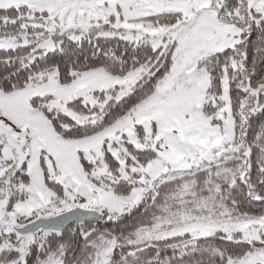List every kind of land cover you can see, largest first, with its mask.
I'll list each match as a JSON object with an SVG mask.
<instances>
[{"label": "snow or ice", "instance_id": "6c2138e0", "mask_svg": "<svg viewBox=\"0 0 264 264\" xmlns=\"http://www.w3.org/2000/svg\"><path fill=\"white\" fill-rule=\"evenodd\" d=\"M257 117L264 0H0V264H264Z\"/></svg>", "mask_w": 264, "mask_h": 264}, {"label": "trees", "instance_id": "16d2710c", "mask_svg": "<svg viewBox=\"0 0 264 264\" xmlns=\"http://www.w3.org/2000/svg\"><path fill=\"white\" fill-rule=\"evenodd\" d=\"M257 39H258V37H256V36L253 37L254 43L256 42ZM110 46H114V44L110 45ZM261 123H264V118L257 117L254 121V128L259 129ZM251 208H252L253 212L258 213L261 211V209H264V204H261L260 202H256L253 205H251ZM142 211H143V209H141V212ZM135 218L136 217L130 218V219L126 220L124 223H109L108 226L102 230L113 232V233H119L121 230L125 229L128 225H130L132 223V220ZM72 227H75V225L70 226L68 228V230L70 231ZM178 256H179L178 252H173L171 250L165 251L162 248L161 256H160L161 264H166V262L169 259H174L175 257H178ZM174 264H175V261H174Z\"/></svg>", "mask_w": 264, "mask_h": 264}, {"label": "water", "instance_id": "95a60500", "mask_svg": "<svg viewBox=\"0 0 264 264\" xmlns=\"http://www.w3.org/2000/svg\"><path fill=\"white\" fill-rule=\"evenodd\" d=\"M90 223H95L94 221H90ZM70 226H72V225H68V224H66L65 225V227L68 229Z\"/></svg>", "mask_w": 264, "mask_h": 264}]
</instances>
